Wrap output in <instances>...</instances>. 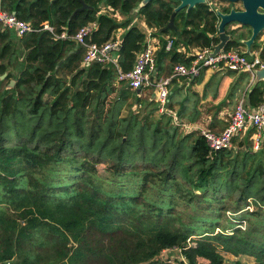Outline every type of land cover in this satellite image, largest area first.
<instances>
[{"label":"trees","instance_id":"16d2710c","mask_svg":"<svg viewBox=\"0 0 264 264\" xmlns=\"http://www.w3.org/2000/svg\"><path fill=\"white\" fill-rule=\"evenodd\" d=\"M82 1L90 9L76 11L81 8L78 0H0L1 9L34 28L22 38L0 30V77L6 75L0 80L5 82L0 89V204L28 217L27 227L20 228L0 213L6 235L0 263L161 264L154 260L158 253L178 248L188 264H222L206 241L211 236L202 235L218 228L214 215L225 211L227 203L235 212L250 203L256 211L238 221H248L249 228L217 238L233 253L255 256V264H264V225L248 219L262 217L264 223L263 153L252 152L249 143L236 151L212 153L197 131H180L181 124L198 121L201 100L218 98V75H212L201 96L175 88L166 105L175 116L157 114L158 104L142 97L148 90H129L117 80L114 66L82 67L83 48L42 30L48 25L56 35L72 36L94 23L91 41L101 45L115 41L121 29L113 54L119 69L128 72L146 41L131 24L137 9L147 28L155 29L151 36L162 38L156 67L161 71L167 62L173 70L190 60L177 52L180 47L213 48L219 43L216 14L206 4L181 10L173 19L176 31L160 33L178 2L151 0L138 8L142 0ZM102 5L125 19L118 22L101 12ZM227 33L234 37L236 31ZM165 37L173 40L170 51H165ZM239 46L231 39L224 50ZM256 47L254 43L251 50ZM204 73L190 84H201ZM225 73L236 78L229 100L246 91L249 109L264 101V81L250 88L248 74ZM10 81L14 86L6 89ZM36 232L53 244L54 255L24 249L27 241L44 246L32 242ZM23 251L28 252L12 263Z\"/></svg>","mask_w":264,"mask_h":264},{"label":"built area","instance_id":"2783aa9c","mask_svg":"<svg viewBox=\"0 0 264 264\" xmlns=\"http://www.w3.org/2000/svg\"><path fill=\"white\" fill-rule=\"evenodd\" d=\"M205 4L215 13L220 9L213 6L208 0ZM227 6V5H225ZM0 30H8L17 38L34 31L32 25L16 18L14 13H10L0 8ZM43 31H48L54 38L59 40L70 39L76 45L84 50L81 65L86 68L92 64L101 66H114L117 71V80L126 82L129 90L135 92L139 90H149L154 95L153 100L159 106L160 113H174L168 111L167 103L169 86L174 78L185 79L187 81L199 77L200 73L208 70L223 69L237 73L248 74L250 79L255 77V71L263 69L264 63L260 61L258 55L248 57L240 50L230 49L220 51L217 55L212 56L213 48H199L192 50L185 55L190 59L188 64H178L173 67L172 74L167 78H154L155 57L157 48L145 41V47L137 54L133 68L128 72H122L117 64V59L113 54L114 49L118 47L119 41H109L98 45L91 41L92 33L96 30V24L89 23L76 31L72 36L65 32L56 35L53 28L44 25ZM155 31V29H150ZM151 35V34H150ZM173 40L168 38L165 51H170ZM253 128L255 137L252 149L254 152L260 149L262 143V134L264 133V101L254 109H249L243 100H240L229 118L228 124L220 133L211 130H201L200 135L205 140L206 146L210 152L215 153L222 150H231L233 141L247 128Z\"/></svg>","mask_w":264,"mask_h":264},{"label":"rangeland","instance_id":"374dc122","mask_svg":"<svg viewBox=\"0 0 264 264\" xmlns=\"http://www.w3.org/2000/svg\"><path fill=\"white\" fill-rule=\"evenodd\" d=\"M208 2H210L213 6H217L221 11L225 10L226 8V3L221 2L219 0H208ZM230 6H236V8L240 9V5L239 4H229ZM133 13V15H132ZM131 15L135 16L136 18H139L138 16L135 15V12H132ZM119 14V13H118ZM123 19H121L118 22H122ZM244 30H248V27H241V29ZM118 32V31H117ZM249 34V33H248ZM248 34H244L242 31L236 32V36L237 37H246ZM264 34V33H263ZM262 34V35H263ZM261 35V36H262ZM167 38V37H166ZM168 39V38H167ZM115 40L118 41L119 39H117L115 37ZM167 42V40H166ZM186 50V54L191 53V49L188 50V48H185ZM238 50L242 51L244 50V48H239ZM158 51V50H157ZM264 56V54H263ZM156 58V57H155ZM264 60V58H263ZM261 61V59H260ZM262 62V61H261ZM264 63V62H262ZM172 69L169 70V66L166 63L165 67L162 69V73L158 76L162 78H167L169 77L172 73H171ZM214 72V74L218 75V78L221 80V78H224L226 73L222 72L223 70L221 69H216V70H211V72ZM206 74V72L204 73ZM178 78H174L171 82V85H178L180 83H182V88L184 90H191L196 92L199 96L202 95V92H198L197 86L196 85H191L189 81L185 80V79H179L178 82L177 81ZM228 80V79H227ZM4 83L0 84V89L1 87H4ZM169 88V91H174L175 90V86H171ZM7 87V86H6ZM173 87V88H172ZM151 93V91H144L142 93V97L144 98H148L149 99V94ZM220 97V96H219ZM218 97V98H219ZM239 98L236 99H232L231 101L225 102L223 101L222 105H219L220 103H217L218 99L212 100L210 97L207 98V100H201L198 104H197V109L200 112V117L198 119V121L195 124H181L180 126V131L182 133H187L190 132L192 129H194L195 131H197L199 134L201 133V130H211V131H215L214 129L209 127V122L208 121V116L211 117L212 120H215V122H219V124H217L218 126H224L226 124V122H224V120H228L230 118V116L232 115L234 108L236 106V103L238 101ZM223 100V99H222ZM221 100V101H222ZM220 102V101H219ZM178 110V105L174 104V111ZM157 114H160L157 113ZM185 123V120L183 121ZM195 125L196 129L194 128ZM187 126H191L190 128H186ZM222 126V127H223ZM240 144H244L239 137H236L234 142H233V148L231 150H238L239 145ZM247 144V143H246ZM245 144V145H246ZM248 145V144H247ZM241 149H244V146H242ZM249 149L253 151L252 147L249 145ZM260 150V149H259ZM258 152V151H256ZM100 170H102V167H100ZM248 206H243L241 207L242 210L235 212L237 209H235V206L232 203H227L225 206L227 207L225 211H221L218 212L217 215H214V217H217V222H218V228L214 229L212 234H208L205 233L204 238H207L205 236H211L209 237L208 240H206L211 246H213L216 251L219 253V255L222 258V264H255L256 262V257L249 255V254H235L233 253L228 245L226 243H222L217 236H222V235H227L230 236L232 235V231L235 228H240L243 232L245 230H247L249 228V222H243L240 223L239 218H242L243 215L246 212H251V211H256V207L254 206V204H250L247 203ZM0 213H3L4 217L3 219H7V223H9L10 221H13L17 224L18 227L20 228H26L27 227V219L28 217H25L23 211H14L12 208H9L7 205L4 204H0ZM203 215L205 214L204 212H202ZM190 215H193V212H190ZM1 218V215H0ZM189 219V218H188ZM249 221L254 222L255 224H257L258 226H263L264 223H262V217L260 218H254L251 216H248ZM6 226V225H5ZM210 232V231H208ZM32 235L34 236L32 238V242L35 243L36 245L38 244H44L43 247L39 248V247H33L32 245H30L27 242H25L26 244L24 245V249L25 250H33V251H37V254H40L41 256H48L49 254H53L54 255V250L52 249L53 244H50L47 242V239L44 235V233H40V232H36L35 234L32 233ZM6 235L3 233V229L1 227V223H0V244L2 243V240L4 239ZM35 238V239H34ZM192 238H196L195 236H193ZM16 240V239H14ZM16 244V243H15ZM21 244L23 245L24 242L21 241ZM47 246V247H46ZM50 246V247H49ZM28 251H23L21 253H19L18 255H15V257L13 258V260L11 261L12 263H15L18 260V257H20V255H26ZM31 254H33V252H31ZM154 260H158L159 262H161V264H188L186 262V259L182 253L181 250H179L178 248H173V249H167V250H163L160 253H158V255L154 258ZM2 264V263H0ZM196 264H207V262L203 261V260H199Z\"/></svg>","mask_w":264,"mask_h":264},{"label":"water","instance_id":"95a60500","mask_svg":"<svg viewBox=\"0 0 264 264\" xmlns=\"http://www.w3.org/2000/svg\"><path fill=\"white\" fill-rule=\"evenodd\" d=\"M151 0H142L138 8L145 6ZM178 2V6L174 9L169 23L161 29L159 32L166 30H174L176 28L173 24V19L176 13L181 10H190L197 5L205 4V0H174ZM228 4H239L240 9L235 10L231 8L228 13H223L219 10H215V14L218 18L217 36L219 43L213 47L212 56L217 55L220 51H223L227 43L231 40V36L226 33V27L236 25L231 31H238L241 27H248L251 31L250 38L242 44L245 46V56H251V46L255 43L257 38L264 32V0H219ZM81 4V8L76 11H83L90 9L86 6L82 0H78ZM137 9L133 12L137 13ZM255 77L251 83L250 88H253L258 82L264 81V68L255 71ZM5 74L0 77V80L5 78ZM14 86V81H10L6 89H11ZM154 95L152 94V99Z\"/></svg>","mask_w":264,"mask_h":264},{"label":"crops","instance_id":"0c3cea01","mask_svg":"<svg viewBox=\"0 0 264 264\" xmlns=\"http://www.w3.org/2000/svg\"><path fill=\"white\" fill-rule=\"evenodd\" d=\"M226 7L225 8H230L229 7V4L228 3H226ZM232 8H234L235 10H239V8L237 9L236 8V6H233ZM221 11V10H220ZM101 12H103V13H108L111 17H114V15L113 14H111L110 12H108L107 11V9L105 8V6L104 5H102L101 6ZM221 12H223V13H228V12H225L224 10H222ZM132 15H133V13H132ZM131 15V20H132V22H131V24L133 25V26H136L144 35H145V39H146V43H148V44H150V45H152V46H155L156 48H157V50H159V48H160V39H162L161 37H153V36H151L152 34H153V31H150V29L149 28H147V26L145 25V23H144V21H143V19L137 14V13H135V15L136 16H138L139 18H136L135 16H132ZM117 21H120L121 19H125V17L123 16V15H120V14H118V13H115V17H114ZM227 29H225L226 30V33H227V31H231L233 28H236V25H233V26H229V27H226ZM239 31H242L245 35L246 34H248L246 37H237L236 36V33H235V36L234 37H231V39H233V40H236V41H238V42H240L241 44H242V42H244V41H246V40H248L249 38H250V35H251V31H250V29H249V31L248 30H244L243 28L241 29H239L237 32H239ZM123 34V30H119L117 33H116V38L117 39H119V37L121 36ZM151 34V35H150ZM228 34V33H227ZM167 38H169V37H167ZM167 38L165 37V38H163L164 40H167ZM255 43H256V45H257V47L252 51V50H250V55L251 56H248V57H253V56H256V55H258V58L259 59H261V61L262 62H264V60H263V58H264V56H263V54H264V34L262 35V36H259V39L258 40H256L255 41ZM185 48H188V50H190L191 49V51L192 50H195L196 48H192V47H180L178 50H177V52L178 53H180V54H183L184 55V57H185V55H186V50H185ZM239 48H244V50H242L241 52H245V46L242 44V46H239L238 47V49ZM114 56H115V54H114ZM156 59V58H155ZM166 63L167 62H165L164 63V65L162 66V69L165 67V65H166ZM162 69H161V71H162ZM159 69H158V67H156V64H155V70H154V78H156V79H161V77H158L162 72H161ZM225 72H229V71H225ZM212 75H214V72L212 71L211 72V70H208V71H206V74H204V76H203V81H202V83L201 84H199V85H196L197 86V89H198V92H203V88H204V85L209 81V79L212 77ZM250 78V77H249ZM228 79V80H227ZM179 79H177V81H178ZM235 80H236V78H235V76H227V75H225V77L224 78H221V80H220V83H219V98H217L218 100H217V103H220L219 105H222L223 104V101H225V102H228V101H231V100H229L228 98H227V96H228V94H229V91H230V88H231V86L235 83ZM252 81L253 80H251L250 79V84H249V86H251V83H252ZM173 82V81H172ZM179 82V81H178ZM180 83V82H179ZM172 84V83H171ZM170 84V85H171ZM182 85V83H180V84H178V85H171V86H175L176 88H178V87H182L181 86ZM248 86V87H249ZM169 88H170V86H169ZM173 88V87H172ZM248 89V88H247ZM245 91V90H244ZM169 93H170V91H169ZM246 91L245 92H242L241 94H240V96H237L236 98H239L238 99V101H237V103L240 101V100H243L244 101V103H245V105H246ZM150 98L152 99V93H150ZM223 99V100H222ZM153 100V99H152ZM206 101H209V100H207V99H205ZM222 100V101H221ZM220 101V102H219ZM236 103V104H237ZM235 109V108H234ZM208 121H210L209 122V127L210 128H212V129H214L215 131H213V132H215V133H220V132H222V130L226 127V125L228 124V121H229V119L228 120H224V122H226V124L222 127L221 125L220 126H218L217 124H219V122H215V120H212L211 119V117L210 116H208ZM194 126V128L196 127L195 125H193ZM191 126H187L186 128H190ZM196 129V128H195ZM194 129H192L191 131H193ZM186 133H187V131H186ZM239 139L243 142V143H249V145L252 147V145H253V140H254V137H255V131H254V129L253 128H251V127H249V128H247L244 132H242L239 136ZM258 151H261L262 153H263V155H264V133L262 134V143H261V146H260V150H258Z\"/></svg>","mask_w":264,"mask_h":264},{"label":"flooded vegetation","instance_id":"af4514ba","mask_svg":"<svg viewBox=\"0 0 264 264\" xmlns=\"http://www.w3.org/2000/svg\"><path fill=\"white\" fill-rule=\"evenodd\" d=\"M263 33H264V32H263ZM261 35H262V34H261ZM261 35H260V36H261Z\"/></svg>","mask_w":264,"mask_h":264}]
</instances>
